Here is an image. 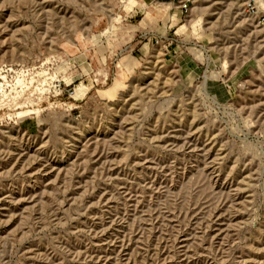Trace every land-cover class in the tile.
Returning <instances> with one entry per match:
<instances>
[{
  "label": "rangeland",
  "instance_id": "rangeland-1",
  "mask_svg": "<svg viewBox=\"0 0 264 264\" xmlns=\"http://www.w3.org/2000/svg\"><path fill=\"white\" fill-rule=\"evenodd\" d=\"M167 1L0 0V264H264V27Z\"/></svg>",
  "mask_w": 264,
  "mask_h": 264
},
{
  "label": "built area",
  "instance_id": "built-area-1",
  "mask_svg": "<svg viewBox=\"0 0 264 264\" xmlns=\"http://www.w3.org/2000/svg\"><path fill=\"white\" fill-rule=\"evenodd\" d=\"M244 13L256 22L258 25L264 27V11L262 10L258 0H237ZM195 0H181L178 6L182 12L189 13ZM156 44H161L162 40L156 39Z\"/></svg>",
  "mask_w": 264,
  "mask_h": 264
},
{
  "label": "crops",
  "instance_id": "crops-1",
  "mask_svg": "<svg viewBox=\"0 0 264 264\" xmlns=\"http://www.w3.org/2000/svg\"><path fill=\"white\" fill-rule=\"evenodd\" d=\"M144 1H145V3H148V2H151V1L156 2L158 4H161L162 2L163 3H169L167 0H144ZM170 1L174 2V3H176V2L180 3L181 0H170ZM147 20H148V15H146V17L142 21V24L146 25L147 24Z\"/></svg>",
  "mask_w": 264,
  "mask_h": 264
}]
</instances>
